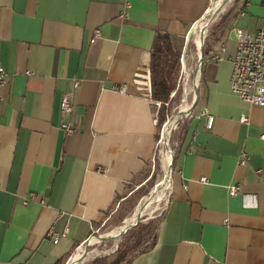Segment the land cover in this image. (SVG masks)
I'll use <instances>...</instances> for the list:
<instances>
[{
    "label": "crops",
    "instance_id": "crops-1",
    "mask_svg": "<svg viewBox=\"0 0 264 264\" xmlns=\"http://www.w3.org/2000/svg\"><path fill=\"white\" fill-rule=\"evenodd\" d=\"M128 2L0 0V264H62L155 155V36L185 38L214 0ZM247 15L259 29L264 0L216 21L206 52L223 45L225 60L202 64L155 240L121 264H264V108L230 87Z\"/></svg>",
    "mask_w": 264,
    "mask_h": 264
},
{
    "label": "rangeland",
    "instance_id": "rangeland-1",
    "mask_svg": "<svg viewBox=\"0 0 264 264\" xmlns=\"http://www.w3.org/2000/svg\"><path fill=\"white\" fill-rule=\"evenodd\" d=\"M215 1L216 0H214V3ZM223 2L224 1L216 7H214L213 4L211 9L208 10L212 12L206 19L207 30L205 31L203 46L204 51L207 50V46L210 43L211 31L215 23H217L216 21L219 17H223L225 14H229L230 11L233 10L236 0H228L225 4H223ZM249 18L250 15H247L244 21L240 22L239 19L238 22L235 23L230 32L231 38H233L235 31L238 28L248 31L247 27L249 26ZM192 30L193 29L188 32L185 38L179 40L177 43V47L182 50L181 69L178 75L176 90L172 93L170 102L166 104V108L168 109V118L163 124L159 125L157 146L154 157L146 164L144 169L134 177L132 181L126 184L124 190L107 211L103 220L94 228L89 242L82 245L78 250L76 249L62 264H92L96 257L114 255L121 242L125 240H133L131 233L134 227L129 229L122 236L117 237L116 234L126 227V221L131 218L135 212H137V215L132 224L136 223L139 217L141 224L146 225L151 222L153 227L150 234L146 236L140 246L135 248L132 253L147 248L153 240L158 220L165 210L170 197L169 188L156 192V185L165 174L161 155L163 140L166 137L165 129L167 124L165 127L164 125L180 111L181 106L185 104L191 105L195 98L194 90H192V84L193 80L196 79H194V71L199 62V48L202 47V45L199 47L196 46L193 38L190 37V33L193 32ZM196 32H198V30H196ZM204 61L205 56L203 57V63ZM186 74H189V76ZM161 108L162 104L158 108V117ZM189 116L182 120H179L181 119L179 118L172 130L173 132H171L169 136L166 157L167 160H169L170 165L172 164L173 156H176L180 148L185 131V125ZM146 199L147 202L148 199H150L148 205L143 204L146 202Z\"/></svg>",
    "mask_w": 264,
    "mask_h": 264
},
{
    "label": "built area",
    "instance_id": "built-area-1",
    "mask_svg": "<svg viewBox=\"0 0 264 264\" xmlns=\"http://www.w3.org/2000/svg\"><path fill=\"white\" fill-rule=\"evenodd\" d=\"M121 1L123 2L125 8L129 7L128 0ZM122 16H126V13L123 12ZM98 35L99 32L96 31L92 42L95 41V38ZM236 36V51L234 55L229 58L232 63V74L230 78L231 90L244 102L264 108V17L259 29L254 32L237 29ZM224 52L225 47L223 45L217 47L215 51H212L205 56V60H214L218 62L223 61L225 60L223 55ZM6 84L7 73L0 65V90ZM74 86L76 87L77 83H75ZM121 90L124 91V87H122ZM146 92L148 93V96L152 98L151 88H148ZM160 105V102H154L156 117L158 116V108ZM61 109L65 116L70 115L73 112L74 104L71 95L65 94L63 96ZM242 121L247 122L248 119L243 117ZM207 124L208 127H211L213 124V117L210 115H207ZM62 126L67 132L72 131V128L67 123H64ZM165 126L166 123L164 127ZM261 137L264 139V134ZM244 161L245 160H242V163H244ZM202 181L205 182L206 179L203 178ZM238 189V185L231 187L230 194L235 195ZM50 234L52 235L54 242H57L60 239V235L57 233L52 232ZM82 245L83 243L78 247V249Z\"/></svg>",
    "mask_w": 264,
    "mask_h": 264
},
{
    "label": "trees",
    "instance_id": "trees-1",
    "mask_svg": "<svg viewBox=\"0 0 264 264\" xmlns=\"http://www.w3.org/2000/svg\"><path fill=\"white\" fill-rule=\"evenodd\" d=\"M177 43L169 33L159 32L155 36L150 53L152 100L162 104L158 117L159 125L163 124L168 118L166 104L170 102L171 94L176 90L181 69L182 50L177 47ZM206 54L205 50L204 56ZM152 227L151 222L146 225L139 223L131 233L133 240L121 242L114 255L96 257L92 264H121L129 261L135 254L132 251L140 246L146 236L150 234ZM155 236L154 234L153 240H155ZM153 240L150 244L153 243Z\"/></svg>",
    "mask_w": 264,
    "mask_h": 264
},
{
    "label": "bare ground",
    "instance_id": "bare-ground-1",
    "mask_svg": "<svg viewBox=\"0 0 264 264\" xmlns=\"http://www.w3.org/2000/svg\"><path fill=\"white\" fill-rule=\"evenodd\" d=\"M222 1H224V0H216L215 3H214V7H216L217 5H219ZM211 12L212 11H208L207 14L209 15ZM207 17L208 16L204 17V20L201 21V23H198V25L196 24V26L192 30L193 32L190 33V37L193 38V40H194V42H195V44H196L197 47H199V46L202 45V40H203V37L205 36V31L207 30L206 29V27H207L206 26V19H207ZM196 30H198V32H196ZM201 48L202 47L199 48V52H200L199 53V58H200V55H201ZM188 73H189V71H188ZM186 75L189 76V74H186ZM199 75L200 74H199V69H198V71L196 72V77H194V79L195 78L196 79L193 80L192 90H194L195 83H198ZM190 106L191 105H189V104H185V105L181 106L180 107V111L176 115H174L172 117V119H170V121L167 123L166 129H165L166 130V135H165L166 137L163 140V145H162V150H161L162 163H163V168H164L165 174H164L163 178L157 183V185H156V188H157L156 192L157 191H160V190H164L166 188H169V190H170V180H171L170 166L171 165L169 164V160H167V157H166L167 156L166 155V153H167V145H168L167 143H168V139H169V136H170L171 132H173L172 130L174 129L177 120L181 117V112H186L189 109ZM149 201H150V199H148V202H147V199H146V202L147 203L145 202L143 204L144 205H148ZM136 215H137V212H135V214L126 221V224H125L126 227L124 229H122V231H120L118 234H116L117 237L120 236L125 231V229L134 222V220L136 219ZM80 251H81V249H80ZM76 258H78V257H76Z\"/></svg>",
    "mask_w": 264,
    "mask_h": 264
},
{
    "label": "water",
    "instance_id": "water-1",
    "mask_svg": "<svg viewBox=\"0 0 264 264\" xmlns=\"http://www.w3.org/2000/svg\"><path fill=\"white\" fill-rule=\"evenodd\" d=\"M228 0H224V2H223V4H225L226 2H227ZM206 16H208V14L206 15ZM204 39H205V36L203 37V40H202V48H201V55H200V58H199V62H198V65H197V67H196V69H195V71H194V77H196V72L198 71V69H199V72H200V70H201V67H202V64H203V57H204ZM194 93H195V98H194V100H193V103L191 104V106L189 107V109L186 111V112H181V119H179V120H182V119H184V118H186L191 112H192V110L194 109V107L197 105V103H198V100H199V94H198V84L197 83H195V85H194ZM170 121V119L166 122V124L168 123ZM174 162H175V157L173 156V160H172V164H171V166H170V171H172V168H173V165H174ZM140 223V218L138 217V219H137V221H136V223H134V224H131L120 236H122L123 234H125L129 229H131L132 227H135V226H137L138 224ZM89 240H90V237L87 239V240H85L84 242H83V245L84 244H86V243H88L89 242Z\"/></svg>",
    "mask_w": 264,
    "mask_h": 264
}]
</instances>
